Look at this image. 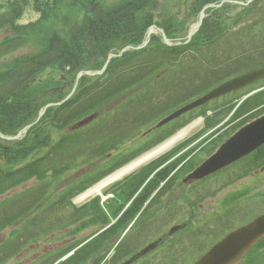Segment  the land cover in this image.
I'll list each match as a JSON object with an SVG mask.
<instances>
[{
	"label": "trees",
	"instance_id": "16d2710c",
	"mask_svg": "<svg viewBox=\"0 0 264 264\" xmlns=\"http://www.w3.org/2000/svg\"><path fill=\"white\" fill-rule=\"evenodd\" d=\"M153 1L118 0L109 5L102 0H7L0 8V29H9L13 37L0 41V132L14 135L33 122L40 108L60 101L68 94L77 72L100 68L112 47L120 49L138 42L151 24L162 28L171 40L182 38L188 27L185 19L179 21L176 16L162 15L155 21L149 10ZM219 1L187 0L186 6L195 15L203 5ZM91 7L94 8L92 13L89 12ZM27 8L33 10L37 18L26 26L18 25V19ZM205 12L207 15L199 29L186 44L167 46L159 37L152 36L145 47L112 58L102 74L82 75L71 97L59 105L48 106L24 136L12 141L0 139V264H9L10 259L29 244L56 231L74 236L92 229L88 234L91 236L96 230L105 228L132 199L115 223L59 264H90V258L101 259L103 254L100 252L108 251L114 237L136 216L167 173L158 170L146 181L158 166L157 161L147 164L115 186L117 203L107 211L99 203L98 196L80 206H74L72 198L168 137L175 129L205 113V105L200 106L139 136L143 126L160 118L169 108L154 109L150 114L143 108L154 107L162 100L158 95L173 88L168 82L159 85L158 77L153 78L156 72L153 68L158 65L182 67L173 74L183 77L174 80L186 79L182 95L191 98L190 88L193 94L202 87L200 83L203 89L207 85L201 71L200 74L190 71L197 73L191 78L192 75L185 74L184 67L201 66L202 51L228 48L240 52L220 58L234 59L220 61L219 64L226 67L223 77L259 65L247 67L253 57L258 61L264 56V49L258 52L257 46H244L247 37L255 45L264 39V0H253L244 7L225 3ZM237 23L241 28L237 32L243 36L233 40L227 35L233 33L232 28ZM133 34L138 37L133 38ZM10 40L15 45L21 41L28 43V51L14 55L11 51L16 48L10 46ZM239 49H246V52ZM6 55H9L7 59ZM234 65L240 66L229 71ZM64 81L68 86L61 87ZM142 81L145 85L137 89ZM219 81L221 79L215 82ZM157 97L159 100L149 102ZM115 100H118L116 105L109 107ZM232 108L233 104L228 110ZM91 113L97 114L95 120L80 129L66 131L71 124ZM30 181L33 183L29 187L22 188ZM19 188L22 189L14 192ZM155 199L156 196L149 205ZM147 210L144 208L137 220L147 214ZM147 217L150 216L147 214ZM87 237L42 254L31 264H51ZM203 248L199 246L195 254ZM253 252L257 257L251 255ZM261 257L263 260L259 262ZM110 262L115 264L113 260ZM240 264H264V242L253 247Z\"/></svg>",
	"mask_w": 264,
	"mask_h": 264
},
{
	"label": "rangeland",
	"instance_id": "374dc122",
	"mask_svg": "<svg viewBox=\"0 0 264 264\" xmlns=\"http://www.w3.org/2000/svg\"><path fill=\"white\" fill-rule=\"evenodd\" d=\"M116 1H118V0H102L103 3L109 4V5L115 3ZM6 2H7V0H0V8H3ZM157 2L161 4V10L160 11H161V14H163V15H173L174 17L176 16V18H178L179 21H182L185 19L186 25L187 24L189 25L191 22H193L195 20L196 15H188L190 17H188V16L184 17V13L187 9V6H186L187 0H155L153 5H151V7H153V8L149 7V10L152 13L155 12L154 6H155V3H157ZM2 11H4V10H2ZM0 12H1V9H0ZM37 16L38 15L33 10L27 8L23 12L21 17L18 19V22H19L18 25L26 26L28 24V22L34 21L37 18ZM156 18H158V17H156ZM8 37H11V38L13 37L12 32L6 28L0 29V41L5 39V38H8ZM9 43H10V46L16 48L15 50L17 53L18 52L21 53L22 51L23 52L28 51V43L21 41L18 44L16 43V45H15V43H13L12 40H10ZM15 50L11 51V52L15 53ZM8 57H9V55H6L5 59H7ZM253 58H254V60L251 64H249V67L257 64L258 62H260V60L262 62H264V56L260 57V60H258V61L256 60V57H253ZM155 67L153 69H156L155 70L156 72L153 75V78L158 77V81L160 82L162 79L168 77L167 74H164V76H163V73L161 74V72L167 67L166 65H162V66L158 65ZM171 82H173L175 84V89L170 88L167 91V94L169 95L168 100L163 101V99H162L161 102L154 104V107H152V105L150 107L143 106V108L148 109V110H146V112L148 111V114H150L152 111H154V109L159 110L160 108H163L165 106H169L172 102L174 104H176L179 101V99L181 97L178 96L179 99L175 100L176 95L178 93L183 92L182 90L186 86V79H180V80H174L173 79V80H171ZM144 85H145V82L142 81L141 86H144ZM182 99H185V98H182ZM182 99H180V100H182ZM227 111L228 110H226L224 113H226ZM236 116H238V114L235 112V114L233 115V117L231 119H229V121L233 122L235 120ZM220 122L221 121L214 124L213 127L216 126L215 128L212 127L215 130L213 133H215L217 130L221 129L220 126H217V124H219ZM145 126H147V125H145ZM145 126H143V127H145ZM143 127H141V128H143ZM202 128H203L202 119L198 118V119L193 120L191 123L186 125L183 129H181L180 131H178L175 134L176 139L174 140V142L171 143L170 146H168L161 153L152 157L150 160H147V161L135 166L133 169L125 172L124 174L117 177L116 179H113L112 181H110V183L104 185L100 190H98V191L94 190L96 188V186L100 183V182H96L93 185H91L90 188L87 189L83 194H81V195H79L73 199V203L76 206H80L82 204L89 202L92 198H94L95 196H98V194H100L101 196L100 197L98 196L99 197V203L104 208V210L107 211L108 207H112L115 203H117L114 196H115V188L117 187L118 184L124 183L128 178H130L132 175H134L136 172H138L141 168H143L145 165H147L151 160H153L157 156H160L159 158H161L164 155V153L168 152L169 150L170 151L174 150V152L172 151L171 153H169V152L166 153L167 155H170V157H167V155H166L163 157V159L161 161V162H163V160H165V159L167 161L166 165L161 168V170L164 171V173H167L165 179L163 181H161L162 183L165 182L163 187H162L164 190L156 195L158 197V199L156 197V201L154 202L153 205L152 204L149 205L150 202L147 203V205L143 204L144 208L148 209L146 211V213L150 217H147V214H143V215H141V218L139 220L136 219L132 223L131 226H130L131 222H129L125 226V228L122 230V232H120L118 235H116L114 237L111 246H109V248H108V251L106 253L100 252L101 255L103 254L102 258L98 259V257H97V259H96L94 256V259L93 258L89 259L88 262L90 264H92L93 262L95 264L97 262H98L97 264H104L105 261L110 262L111 260H113L115 264H121L124 261H126L127 259H131V258L133 260L129 264H189V263H191L190 260L193 257L192 254L197 252L199 245L197 243L195 245H191V244L188 245V242L186 243V240H182L183 238H181L180 236H177L178 238L174 239V238H172V236L169 237L167 235V232L171 226H173L174 224L182 223V222H188L189 224H191L193 226V231L202 230L201 228H205V229H207V232H212V233H208L209 234L208 238H205L203 240V242H202L203 247L208 246L213 241L212 237H213V234L215 233L213 231H216L217 227L216 228L214 227V222H211V218H209V215H207V213L215 212V210H216L215 208L217 206L216 201H214V200L208 201L207 198H204L202 203H201V204H203V207L201 209L198 206H196V207L193 206V217L191 220H190V213H189L191 203H189V201L190 200L191 201L197 200V199L201 198L203 195L210 193L212 191L216 192L217 191V183H216L217 178H216V180H215V178H208L207 180H205V183H200V184H198L199 182L198 183L189 182L187 184H182V182H181V184L177 183V185H175V187L173 189H171V187L168 188L170 186L172 180L167 184V182L171 178V175L173 174V172H170V171L175 169V168H173V169L171 168L172 164L178 163V165H180L181 162L185 160L184 159L185 156L188 155L187 153L190 151H193L195 149L199 150V153H197L195 155L192 162H196L198 159H201L203 157L204 152H207V151L209 152L210 150H213L217 146V143L214 146L213 142H210V143L206 142V140H208V138L214 137L213 136L214 134L210 132L209 137L206 139V137H202L201 134L207 133L209 131L201 133ZM188 139H191V141H193V146H191L192 142L188 144V142L185 141ZM188 146L189 147L191 146L189 151L187 150ZM184 149H185V151L183 152ZM177 152L178 153L180 152L182 154H178L177 157H174V155ZM172 157H174V159H171L172 161H169V159ZM175 176H177V175H175ZM175 176H173L172 179ZM32 183H33V181H30L26 185H24L22 188L29 187ZM162 183H160L156 187L157 190L159 187H161L160 185ZM143 185L141 187H143ZM173 185H174V181H173ZM141 187H140V189H141ZM206 187H207V189H206ZM22 188H19V189L15 190L14 192H18ZM89 190H91V193L88 195H85ZM168 199H171L174 202L171 203V201ZM131 200L132 199H130L125 204L123 209L118 213V215L115 218L110 219L108 226L115 223L117 218L122 214V212L124 210H126L128 205L131 203ZM164 203H165V205H164ZM177 203H179V205ZM177 205H178V207H177ZM143 206L140 210L143 209ZM183 207L185 208L184 212H181ZM175 208H177V209H175ZM174 209L179 210L180 213H173L175 211ZM224 213L226 215L225 216L226 217L225 222H227L231 218H229L228 213H226V212H224ZM240 213H241V211H239V213L236 212V213L232 214L233 219L230 222L231 223L237 222L238 218H240L242 216ZM225 217H223V218H225ZM223 218L221 220H217V221L221 223V222H223ZM147 219L148 220H154V224L147 222ZM77 223L79 224V222H77ZM209 226L211 228H208ZM128 227H129L128 231H125V229ZM219 227H222V225ZM66 230H64V232H66ZM91 231H92V229L91 230L88 229V230H84L80 233H76L74 235V237H75L74 239L79 240L85 236H88L89 238L92 239L95 236L90 237V235H88ZM56 232L57 233H55L54 235H50V236H48V238L44 239L43 241H40V244H38L40 250L38 252H40L42 249H51L52 247L59 245V244L60 245L62 244L64 246V244H65L64 242H67L69 239H64L67 236L64 233L60 234L59 232H61V231H56ZM96 232H98V230H96ZM3 236H5V234H3ZM154 242L156 243V245L153 248L149 249L144 254L141 253V250L143 248H145L149 244H153ZM262 250L263 249H261L260 251H262ZM251 255L254 257H257L256 252L251 253ZM30 257H31L30 253H28V252L26 253L23 251V253L21 255H18L16 258L12 259V264H21L23 262L28 261V259ZM262 260H263V257H261L259 259V262ZM109 264H113V263H109Z\"/></svg>",
	"mask_w": 264,
	"mask_h": 264
},
{
	"label": "flooded vegetation",
	"instance_id": "af4514ba",
	"mask_svg": "<svg viewBox=\"0 0 264 264\" xmlns=\"http://www.w3.org/2000/svg\"><path fill=\"white\" fill-rule=\"evenodd\" d=\"M257 47L258 52L264 49V39L259 42ZM208 52L221 53L222 51L213 50ZM247 87L250 89V91L248 92L249 97L244 103L240 102V98L230 95L231 93L217 98V119L221 121L218 124L221 129L217 130L215 133H213L215 131L213 128H207L205 130H202L201 133L209 131L207 133L201 134V136L206 137V139L209 137L210 132L214 134V137L208 138V140H206L207 143L213 142L214 146L217 143L216 147H218L220 144L225 142L232 134H234L239 128H241L248 122L254 121L264 115V80H258L256 82H253ZM245 88H243V90ZM237 93L239 94L240 91H237ZM233 103L236 104L235 109H233L229 113H224L226 110L229 109V106H231ZM235 112L238 114V116H236L233 122H230L229 119L233 117ZM185 141L188 142V144L192 142L191 146H193V141H191V139ZM190 147L188 146V151ZM215 148L213 150H210L209 152H204L203 157L207 158L214 150H216ZM185 149L183 150V152L185 151ZM197 153H199V150L196 149L188 152V155L184 158L185 160L182 161L180 165H178L176 169L178 171L176 173H178L177 176L180 181L185 183L199 182L198 184H200L205 183L204 180H207L208 178H215V180L217 178L216 192L212 191L203 195L197 200L189 201V203H191L189 212L190 220L193 217L194 205L195 207L198 206L201 209L203 207V204L201 203L204 198H207L208 201H216L217 206L215 208V212L207 213V215H209V218H211V222H214V227H217L216 231H213L216 234L212 241L213 243L216 241V239L218 240L224 232L226 233L237 227H240L257 217L258 215L264 213V143L253 151L239 158L238 160L212 173V175H209L200 180L184 181V177L188 173H190L194 169V167H196V165L192 167L194 164V162L192 161ZM178 154L182 153L177 152L174 157H177ZM174 157L170 158L169 161H172L171 159H174ZM239 211H241L240 214L242 216L238 218V220L236 219L237 222L231 223L230 221H232L233 219L232 214L236 212L239 213ZM224 212L228 213L229 218H231L227 222H225L226 215ZM222 218L223 222L220 223L217 221L221 220ZM221 225L222 227H219ZM208 228L211 227L209 226ZM182 229H186V232H190L193 230V226L188 222H185L184 225H180L177 228L175 227L173 229L175 230V234L172 238L177 239V236L182 234L183 231H180ZM201 229L202 230H197V232H207V229ZM263 242L264 237H262V239H260L254 245V247ZM30 248H32V246ZM39 250L40 248L31 252V259H38L42 254L48 252V249H42L40 252H38Z\"/></svg>",
	"mask_w": 264,
	"mask_h": 264
},
{
	"label": "water",
	"instance_id": "95a60500",
	"mask_svg": "<svg viewBox=\"0 0 264 264\" xmlns=\"http://www.w3.org/2000/svg\"><path fill=\"white\" fill-rule=\"evenodd\" d=\"M251 1V0H248ZM224 2H231L236 4H242L240 1H228L222 0L219 4L213 5L208 4L204 6L199 12L198 19L189 28L186 38L189 39L194 32L198 29L201 20L204 16V9L208 7L220 6ZM160 8V5H158ZM151 29L149 28L147 34H149ZM164 42H168L167 38L163 35ZM108 56V58H110ZM107 62V60H106ZM105 62V64H106ZM99 71H81L76 75L75 81L79 78L81 74L92 75L98 73ZM264 77V67L252 70L240 76L234 77L219 86L215 87L208 93L197 98L196 100L184 105L180 109L174 111L160 122L157 126H160L180 114L204 104L208 100L228 93L232 90H236L243 87L251 82ZM94 115H90L75 125L72 128L80 127L88 123ZM30 124L24 127L14 136H6L0 133V138L11 140L20 137L25 133L26 129ZM264 143V115L251 123L242 127L238 132H236L227 142L220 146V148L206 161H204L194 172L189 176L190 178H201L213 171L223 167L224 165L236 160L237 158L249 153L256 147ZM264 235V213L248 224L228 233L221 240L215 243L206 253L200 256L193 264H236L242 255L248 250V248L261 236ZM145 251V250H143ZM131 260L124 262L123 264L130 263Z\"/></svg>",
	"mask_w": 264,
	"mask_h": 264
},
{
	"label": "bare ground",
	"instance_id": "6f19581e",
	"mask_svg": "<svg viewBox=\"0 0 264 264\" xmlns=\"http://www.w3.org/2000/svg\"><path fill=\"white\" fill-rule=\"evenodd\" d=\"M171 143H173V140H170L168 142H166L165 144H163L162 146L154 149L153 151L143 155L142 157L138 158L137 160L131 162L130 164H128L127 166H125L124 168H122L121 170L115 172L114 174L108 176L107 178H105L102 182H100L96 188L94 190L98 191L100 190L104 185L110 183V181H112L113 179H116L117 177L121 176L122 174H124L125 172L133 169L135 166H137L138 164H141L149 159H151L153 156L161 153L165 148H167ZM91 193V190H89L85 195H88Z\"/></svg>",
	"mask_w": 264,
	"mask_h": 264
}]
</instances>
